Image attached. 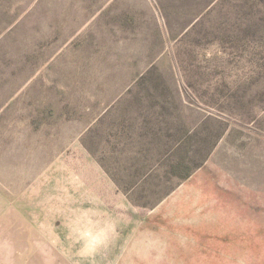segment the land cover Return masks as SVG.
<instances>
[{
  "label": "rangeland",
  "instance_id": "obj_1",
  "mask_svg": "<svg viewBox=\"0 0 264 264\" xmlns=\"http://www.w3.org/2000/svg\"><path fill=\"white\" fill-rule=\"evenodd\" d=\"M0 264H264V0H0Z\"/></svg>",
  "mask_w": 264,
  "mask_h": 264
},
{
  "label": "crops",
  "instance_id": "obj_2",
  "mask_svg": "<svg viewBox=\"0 0 264 264\" xmlns=\"http://www.w3.org/2000/svg\"><path fill=\"white\" fill-rule=\"evenodd\" d=\"M221 231H222V230H219L220 233H222ZM223 234H225V236L228 238V234H227V233L223 232ZM238 236H239L238 234H235V235H234V237H236V239L238 238ZM232 237H233V236H232ZM228 239H230V238H228Z\"/></svg>",
  "mask_w": 264,
  "mask_h": 264
}]
</instances>
